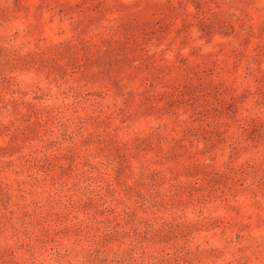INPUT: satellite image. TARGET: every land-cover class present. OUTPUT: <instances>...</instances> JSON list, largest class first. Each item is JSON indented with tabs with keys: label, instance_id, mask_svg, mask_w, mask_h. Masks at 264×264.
Here are the masks:
<instances>
[{
	"label": "rangeland",
	"instance_id": "rangeland-1",
	"mask_svg": "<svg viewBox=\"0 0 264 264\" xmlns=\"http://www.w3.org/2000/svg\"><path fill=\"white\" fill-rule=\"evenodd\" d=\"M0 264H264V0H0Z\"/></svg>",
	"mask_w": 264,
	"mask_h": 264
}]
</instances>
